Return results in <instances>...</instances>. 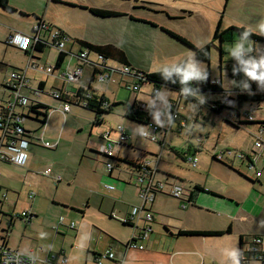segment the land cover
I'll use <instances>...</instances> for the list:
<instances>
[{
	"label": "rangeland",
	"instance_id": "374dc122",
	"mask_svg": "<svg viewBox=\"0 0 264 264\" xmlns=\"http://www.w3.org/2000/svg\"><path fill=\"white\" fill-rule=\"evenodd\" d=\"M58 2L60 3L50 2L47 6L41 4L38 9V15L42 16L43 14V19L48 22L47 25H50L53 31L54 29H61L70 38L65 40V49L68 52L71 48L72 51L65 56L61 69H66L76 61L74 54L79 50L80 46L72 37H78L96 43L111 42L124 47L136 60L134 69L145 72L167 69L181 60L186 61L187 70L189 67H194L201 75L204 74L208 67L210 76L212 78H219L220 76L223 90L225 93H230L229 91L232 89L234 83L228 75L227 67H235L237 61L241 60L240 56L253 53L254 67L261 72L255 79L256 86L264 90V44L240 37L235 31H232V33H230L231 31L228 32L225 36V41L220 44L223 51L220 69L218 41L211 47L210 60L206 63L196 61L192 50L169 34V32L178 34L193 45H199L196 47L206 44L212 39L224 0H71L70 2L60 0ZM89 8L111 10L117 12L118 15L104 18L94 16L89 12ZM224 9L221 28H227V26L244 27L264 36V0H229ZM33 21V17H24L20 15L19 11L9 12L0 8V83L6 81L7 75L13 68H23L28 61V58L21 51L4 44L8 30L30 31L29 25ZM46 35L48 36L49 33L43 30L41 38H46ZM58 52V49L53 46L44 48L40 53L41 59L39 62L54 66ZM108 65L118 70L122 68L120 63L112 59L108 61ZM27 71V75L31 81L30 85L35 86L39 81L44 82L43 93L36 95L28 91L27 94L30 99L35 98V100L42 102L50 108L48 111L46 140L52 141V135L57 136L60 128H62L60 135L64 138L63 150L66 149L65 147L68 146L69 142L73 141L79 143L87 140L91 145H102V133L110 128L122 126L124 131L130 136L128 141L123 144L131 142L134 148L129 149L130 157L135 155L140 156L141 154L139 153H144L145 157L149 158L158 156L160 168L171 170L175 174L182 175L187 179H192L198 175L196 173L199 172L200 168L209 167L211 168V175L220 176L222 179L228 176L229 173L223 170L220 164H210L211 155L228 149L239 152H243L241 150H244V152L251 154V149L254 148V141L256 137L260 136L256 123L240 125L237 131L225 126L223 119L224 111L219 114L208 112V102L218 98L219 95L199 93L197 100L200 101L198 104L200 106H194V104L187 103L183 99L178 105L180 119L188 122L189 132L187 130L178 132L173 126L172 131H168L165 138H163L162 132L159 134L160 138L164 140L163 145L149 141L139 135L142 128L141 125L123 116L126 104L131 103L134 97L137 96L139 102L145 105L147 110H151L150 121L162 124L166 110L165 101L177 99L178 94L175 91L162 87L159 94L153 96L151 94L153 86L149 83L141 84L138 92L130 91L126 84L137 82V79L129 75H122L119 72L112 73L111 79L107 82L94 81L90 84V94L93 92L96 97L104 94L109 103L115 102L109 113L101 115V125L92 127L94 112L82 105L72 104H70V112L65 115L66 121L64 124V116L60 108L61 101L59 102V100L54 99L50 95V90L54 86H60L61 84L59 71L52 74H45L33 69H28ZM88 75L89 72L87 70L84 71L82 75L84 81L88 80ZM250 80V73L248 72V68L245 67L241 78L242 86H249ZM68 85L69 88L76 89L75 83L70 82ZM92 100L94 99L91 96ZM261 105V108L254 109L251 112L256 120L264 118V102H261ZM246 107L247 105H245ZM23 125L29 127L31 130L38 126L36 122L28 119L23 122ZM42 131L44 129L39 132L37 131L38 133L35 134L38 135ZM262 137H264V134H262ZM111 138L113 140L116 139V135H112ZM190 143L196 145L199 149L196 155V167H192L182 158V154L188 149ZM114 148L116 154L120 155L124 154L126 150L123 145H115ZM47 151L53 152L51 149ZM64 158L65 156L62 155L53 158V161L56 163L51 162V166L55 164L58 168L64 169L65 164L66 174L72 173L77 163H72V160L71 164L67 159L66 162L69 164H66ZM106 161L103 156L92 153L90 149H87L85 157L82 159V166L88 169L89 172L86 173L90 177H93V173L95 172L97 175L104 174L109 179L108 171L105 168ZM111 162L114 165V169L110 179L113 180L117 179L118 167L115 166L116 162ZM237 167L243 169L247 166L237 163ZM45 168L51 171L49 165H46ZM84 168H81V171ZM58 175L63 176L62 173H58ZM49 176V174L41 176L37 173L36 176L34 175L36 178H33V182L35 180L40 181L41 186L44 187V178ZM217 182L219 183V180ZM0 184L3 186L2 192L5 191V188L8 189L6 197L2 196L3 193L0 195V201L2 202V205H0V236H3L5 231L2 229H5L8 225V216L10 214H19L26 205V202L30 201L27 197L29 193H36V197L37 190L31 188L32 184H29L22 174H18L14 165L2 162H0ZM101 187L102 189L104 188L102 183ZM68 192L72 194L71 191ZM61 193V191L58 192V194ZM243 195L251 201H254L256 198L251 190L243 191ZM199 197L209 199L207 196L201 195ZM262 197L264 199L263 193H261V204L263 202ZM55 199L56 195L54 191H51V188L45 189L42 202L46 213L49 210V206H54ZM3 213L6 215H3ZM198 213H201L198 216L201 221H207L215 217L212 214L206 213V211H199ZM161 214L166 218H178L176 212H173V214ZM60 217L63 221L66 218L64 215H59L57 222ZM166 218L164 219L166 220ZM72 221L75 222V220ZM72 221L69 220V223ZM187 221L189 222V219ZM57 222L54 226L57 225ZM28 240L29 238L24 233V223L15 218L8 232L9 244L14 248V246H19L21 241L27 242ZM258 263L257 261L251 262V264Z\"/></svg>",
	"mask_w": 264,
	"mask_h": 264
},
{
	"label": "crops",
	"instance_id": "0c3cea01",
	"mask_svg": "<svg viewBox=\"0 0 264 264\" xmlns=\"http://www.w3.org/2000/svg\"><path fill=\"white\" fill-rule=\"evenodd\" d=\"M58 1L60 0H9V6L13 9V11L10 12L19 11L20 15L24 17L34 18V21L29 25L30 31H21L24 33L29 32L28 34H31V30L35 26V22L37 21L35 17H41V22L48 24V22L43 19V14L42 16L38 15V9L40 5L45 4L47 6L50 2L60 3ZM64 1L70 2L71 0ZM227 2L225 6L223 4L224 7H226ZM224 11L225 9L223 10V13ZM13 31L8 30L7 37ZM7 37L4 39V44ZM72 38L82 39L78 37ZM43 39H47V35L46 38ZM82 40H86L95 44H106L96 43L87 39ZM112 44L123 49L126 53L130 65L135 67L134 65H136V60L132 57V55H130V53L124 47H121L120 45L115 43ZM7 46L13 47L12 45ZM194 46L199 45L195 44ZM13 48L16 49L15 47ZM46 48H50V46ZM82 49L85 48L79 47V50H77V52L74 54L76 57V61L66 68L68 69L76 65H80L82 68L80 79L73 82L76 84V89L73 90L69 88L68 84L70 82L63 84L61 79L60 86H54V88L52 89L63 88L69 94H71L81 88L84 93H87V95L83 93V97L84 95L88 96V98H91L92 96V99L97 101L98 98L101 95L104 96V94L96 97L93 92L90 94L89 88L92 82L97 81L95 79V76L97 74L96 70H98L99 67L97 65L80 63L79 59L77 58V53ZM18 51H21L23 55L28 58V61L32 59L39 62L41 59L40 53L43 50H39L37 48L33 49L32 47H30L27 51ZM71 51L72 49L70 48L68 50V53H71ZM89 57L90 59H94L95 55L92 53L91 55H89ZM27 62L23 68L20 67L13 69H23L27 74V70L31 69L27 67ZM61 66L58 69L54 70L53 73L59 71V74L60 72L65 70L61 69ZM111 69L115 70L114 68ZM86 70L89 72V78L88 80L86 79V81H84L82 75ZM255 70L257 69L255 68ZM94 71L96 72L93 74ZM110 73L111 79V75L114 72ZM40 82L43 81H39L35 86H32L30 85L31 81L29 78V87L24 90V93L28 96L27 92L31 91V89L39 87ZM43 91L39 90V93H43ZM0 92L1 109L6 99L7 91L0 89ZM159 92L160 90L157 94H159ZM30 100L37 101L35 100V98ZM105 101L109 102L106 97ZM134 101H139L137 96L134 97V100L131 103H133ZM173 101H178V105L181 102L180 100H178V98L175 100L168 99L167 101H165V105L167 102ZM84 102V98H80L77 102L78 104L72 105L83 106ZM60 103L62 106V102ZM248 107H253L254 110L257 108H261L262 105H247L246 108L245 106H243L239 110V115L236 116V118H239V120L241 121H248L243 117V111ZM68 112H70V108ZM68 112H62L64 116V124L66 121L65 115ZM47 119L44 127L42 128L44 129V131H42L38 135L35 133H38L42 129L38 130L37 128H35L31 130L29 127H25L23 125V127L28 130L32 134V136L31 138H29L25 163L23 164V166H14L18 174H22L24 176V179H27L28 183L32 184L31 188L37 190V195L35 197L36 193L34 194V192H31L33 193V197L30 198L29 195L27 196L30 201H27L26 205L22 209V211L29 210L31 213V217H29L28 219H23L19 216L22 211L19 214H10L8 216V225L7 227H5V229H2L6 232L3 234V236H1H6L5 241L7 246L12 248V246L8 242V232L10 231V227L16 218L24 223V233L27 235L29 240L27 242L21 241L19 243V246H14V248H18L24 253L32 254L38 260L37 264H96L97 259H100L101 264H233L230 253L232 251H236L239 257V252L247 249L249 243L251 242V239L255 236H259L262 238L261 246L264 250L263 197V202L261 204V193L264 194V149L261 150V148H264L263 146H254V148L251 149V154H248L244 152V150L239 149L243 151L240 153L245 154V157L243 159L228 158L226 156L223 157V160L226 161V164L231 168L210 159V164H220L222 166V169L229 173L228 176H225L222 179L220 178V176L218 177L214 174L211 175V168L209 167L200 168L199 172L196 173L198 175L194 176L192 179H187L182 175L175 174L171 170L160 168L159 161L157 159L158 156L149 158L145 157L144 153H139L141 154L140 156L135 155L133 157H130L129 149H134L131 142H129L128 144H120V146H125V153L120 155L116 154L115 152V156L113 157L114 159H107V157H104L107 161H116V159L118 158L133 161L138 159L143 160L147 162L150 167H156V169H158L159 172L154 174V180L164 181L165 173L177 177L181 180H174L176 183L170 179L164 181L166 183L165 187L161 192L155 193L152 202L146 205L145 210L151 212L153 215V219L151 222L145 221V210L141 211L140 215L137 218L130 220L132 207L141 205L139 193L142 189L143 184L138 182L136 173L131 172L128 169V165L120 163L119 166H116L118 167L116 177L117 179H110L113 175L112 171L114 169V165L110 171L106 169L108 171L109 179L106 178V175H97V173L95 172L93 173L94 176L90 177L86 173L89 172L88 169L82 166V159L83 157H85L87 149H90L92 153L101 155V153L99 152V147L101 145H91L87 140L79 143L73 141L71 143L69 142L68 146L65 147L66 149L63 150L62 148H64V138L60 135V131L62 130V128H60L57 136L52 135V141L46 140ZM25 120L27 119H23V122ZM180 120L185 121L184 119ZM253 121L258 120H256V118L254 117ZM185 123L187 126L186 130L187 132H189L190 130L188 129V122L185 121ZM224 124L231 130L235 131H237L240 127L239 126L237 128H234L225 121ZM141 126L142 128L140 130L147 127V125ZM48 127H50V125H48ZM259 128L260 127L258 126V129ZM172 129L170 131H172ZM174 129L180 132L178 128ZM167 132L168 131L162 132L163 138H165ZM104 133L101 134L102 145L106 143V139L103 137ZM127 135L129 136V134ZM259 135L261 136V134ZM160 140L161 141L159 142V144L163 145L164 140H162L161 138ZM45 141L49 142L51 147H45L43 145V142ZM127 141L128 140H126L125 142ZM50 149L53 152L47 151ZM198 150L199 149L196 145H192V143H190L188 149L185 152H195V155H197ZM184 153L182 154V158ZM133 154L135 153L133 152ZM60 155L65 156L64 159L66 164L71 163L72 160V163H77L72 173L66 174L65 164L64 169L58 168L57 166H55V164L51 166V162H54L53 158H57ZM67 159L69 160V163L66 162ZM2 163L11 164L7 162ZM237 163L239 165L247 167L243 169L241 167L238 168ZM250 163H252V166L250 165ZM46 165L50 166L51 171H49L48 168H45ZM196 165L194 167H196ZM81 168L84 169H82L81 171ZM215 170L218 172L217 169ZM45 171H47L46 174ZM257 171L260 172V175L258 176L256 175ZM37 173H39L41 176H47L48 174L50 175L49 177L44 178V187L41 186L40 181L35 180L33 182V178H36L34 177V175L36 176ZM58 173H62L63 178L59 176ZM217 180H219V183L217 182ZM101 183L103 184V189L101 187ZM177 183L180 185H178ZM173 184L181 187L183 192L186 194H189V192L193 190L192 202L187 204L185 201H183V199L172 196L171 191ZM108 185L112 186V188L109 189L107 187ZM195 186L203 188L204 191L195 190ZM2 187V184H0V195L3 193L2 195L5 194V196L3 197H6L8 189L5 188V191L2 192ZM48 188H51V191H54L56 199L54 201V206H49V210H47L48 212L46 213L43 209L42 198L44 197L45 189ZM246 190H251L252 193L255 194L256 198L254 201L248 200L244 197L243 191ZM59 191H61L62 193L58 194ZM68 191H71L72 194H69ZM201 195L207 196L209 197V199L205 197H199ZM0 205H2L1 201ZM58 211L64 213H59ZM199 211H206V213L212 214L215 217L214 219L201 221L198 218V216H200L201 214L198 213ZM173 212H176L178 218H166L161 214H173ZM3 215L6 214L3 213ZM59 215H64L66 217L64 218V221L62 220L63 222L59 220L57 222V217ZM164 218H166V220ZM187 219H189V222L187 221ZM69 220H75L74 227L71 229L69 226ZM56 222L57 225L54 226ZM145 223L149 224L151 231L148 237L143 241V248L138 249L128 247V242L136 237L139 229ZM228 227L230 228L229 233L223 234L221 236L178 234L179 231H223ZM240 237H242L243 239L242 243H240ZM105 250H110L113 253V258L101 257L102 253ZM63 259H65V262H63ZM251 262H248V264H251Z\"/></svg>",
	"mask_w": 264,
	"mask_h": 264
},
{
	"label": "built area",
	"instance_id": "2783aa9c",
	"mask_svg": "<svg viewBox=\"0 0 264 264\" xmlns=\"http://www.w3.org/2000/svg\"><path fill=\"white\" fill-rule=\"evenodd\" d=\"M33 34L29 35L27 33H23L20 31H14L8 35L5 40V44L12 45L18 50L27 51L30 47L33 49L35 45L40 42L41 32L48 31L49 35L47 36L46 43L54 46L60 52H66L65 49V36L60 34L58 30L54 31L44 22L36 23L33 27ZM89 52L87 49H82L77 53V58L80 63L97 65L99 67L95 79L99 82H105L110 79V72H119L122 75L131 74V69L127 65H122L121 69L112 70L108 65L109 59H101L100 56L93 53L95 55L94 59H90ZM27 67L43 72L45 74H51L54 71V67L51 65H46L39 63L30 59L27 62ZM82 73V68L80 65H76L74 67L63 70L59 73L60 79L62 83L75 82L80 79ZM29 82V78L26 74V71L23 69H13L7 75V79L5 82L0 83V89L7 91L6 99L3 103L2 108L0 109V161L11 163L16 166H23L26 160V150L29 144V138H31L32 134L23 127V114H25L27 107L31 104L30 98L24 93V90L27 89ZM127 88L130 90H139V84L131 83L126 84ZM31 92L34 94L39 93V88L36 87L31 89ZM158 90H153V95L157 94ZM51 95L56 99H61L63 95L69 99V97H73L74 93L69 94L63 88L54 89L51 91ZM88 97V96H86ZM177 102V103H176ZM87 102H85L86 105ZM228 104L236 109L234 104L230 101ZM107 105V104H106ZM105 103L104 106L106 107ZM69 102L67 100H63L61 110L63 113L69 111ZM253 107H248L243 111V117L248 121H253L254 117L252 116ZM235 115H239V110L237 113H233L232 111L226 112L223 115V118L227 121L234 122ZM173 126L175 128L181 130H186L187 126L185 121L180 120L179 112H178V101L167 102L166 110L164 112V119L162 124L160 123H149V125L140 130L139 135L149 141L152 142H160L159 134L163 131H170ZM264 130L263 128H259V134L261 136L256 137L254 141L255 147H261L264 145V137H262ZM116 135V139H112L110 136ZM106 139V143L99 147V152L103 155H106L108 158H113L115 156V145H120L128 140L129 136L125 133L122 126H117L113 129H108L103 135ZM45 147H51L50 143L45 141L43 142ZM213 155H216L218 159H222L223 157L228 158H239L243 159L245 157L244 153H240L237 151H233L228 149L226 151H219ZM183 159L185 162L190 164L191 166H195L197 164V157L195 152L189 153L185 152L183 155ZM146 165L148 163L146 162ZM252 166V163H250ZM105 166L107 170H111L113 168V163L110 161L105 162ZM149 166V165H148ZM150 167V166H149ZM151 173L146 172L145 174H136L138 182L142 183V189L139 193V197L141 199V205L132 207L130 220L137 218L140 215V212L145 210L147 204L152 202L154 194L157 192H161L165 187L166 183L164 181H156L154 180L153 171L156 167H150ZM47 173V171H45ZM256 175H260V172H256ZM171 195L176 198H184V192L181 187L177 185H172ZM109 189L112 186H107ZM2 196H5L2 195ZM29 197H33V193H29ZM183 206V205H182ZM144 218L145 221L151 222L153 219V215L151 212L145 210ZM20 217L23 219H28L31 217V213L29 210H23L20 214ZM59 221H62V218H59ZM70 228L74 227V222H70ZM151 228L148 223H145L140 229L136 237L130 240L127 244L130 248H143V241L148 237ZM262 238L259 236H255L251 239V242L247 248V250L255 253V257L258 262L264 264V250L261 246ZM101 257L113 258V253L110 250H105ZM65 262V259H63ZM38 260L32 254L24 253L18 248H10L7 246L6 241L2 239L0 236V264H37ZM96 264H101L100 259L96 260ZM248 264V262L243 263Z\"/></svg>",
	"mask_w": 264,
	"mask_h": 264
},
{
	"label": "trees",
	"instance_id": "16d2710c",
	"mask_svg": "<svg viewBox=\"0 0 264 264\" xmlns=\"http://www.w3.org/2000/svg\"><path fill=\"white\" fill-rule=\"evenodd\" d=\"M228 0L224 1V6ZM223 9L221 11V14L219 16V19L216 23V26L213 31L212 39L207 42L206 44L196 47L192 43H190L187 39L184 37L175 34L173 32H169V34L175 38L177 41L181 42L182 44L189 47L194 55V59L196 61L206 62L208 63L210 60L211 55V47L214 45L216 41L219 42V52H220V60H219V67L221 69V55L223 54L221 45L223 41H225V36L228 32L232 33V31L237 32L240 37H244L247 39H251L254 42H260L264 44V36H261L255 32H252L251 30L244 28V27H235V26H228L227 28H221V20L223 15ZM0 8L6 11H13V9L9 6V0H0ZM89 12L95 16L99 17H109V16H117L118 13L106 10V9H100V8H89ZM37 20V23H39L42 18L41 17H35ZM60 34L65 36V38H69L61 29H57ZM34 32V30L32 31ZM80 47L87 49L90 52H93L100 56L101 59H112L121 65H127L131 68V75L137 79V82L140 87L143 83H149L153 86V90H160V88H166L168 90H172L177 92L178 94V100H184L187 103H192L194 106H200L198 105L200 103L199 100H197V95L199 93H206V94H217L219 95L218 98H215L214 100L208 102V112L209 113H222V111L229 112L232 111L234 114L237 113V110H240L245 105H259L261 102H264V90L258 88L256 86V78L257 75H260L261 72L255 70L254 68V58L253 53H248L247 55L240 56L241 60H238L235 67L228 66V75L233 80V86L232 89L229 91L230 93H225V91L222 88L221 85V79L219 78H212L210 76L209 68L207 67L204 74H199L198 78H194L188 81H183V73L187 71L186 67V61L181 60L178 63H176L174 66L153 71V72H145L141 70L134 69L133 66L130 65L126 53L123 49H121L119 46H116L112 43H106V44H95L86 40L82 39H73ZM50 46L48 43H46L44 40H41L35 45V49L43 50L44 48ZM66 53L58 52L56 56V60L54 63V68L58 69L65 56ZM247 67L248 72L250 73V76L252 77L250 80V85L248 87H243L241 84V78L243 74V69ZM96 71L93 72V74ZM92 74V76H93ZM43 82H40L39 87H43ZM83 91L81 88H79L73 95V97H63L61 99L56 100H67L70 104H78V100L80 98H83ZM31 104L27 107L26 113L23 114L24 119H30L33 122H36L38 124L37 129L41 130L45 123L48 116L49 107L39 101L30 100ZM85 108L90 109L94 112V118L92 121V127L93 126H99L102 124V114H107L111 111L112 107L115 105V102L109 103L105 101V97L101 95L97 101L92 100L91 98L88 100ZM232 102L234 106L237 109H234L231 107L228 102ZM104 103L106 107L104 106ZM2 108V107H1ZM224 113V114H225ZM125 118L132 122H136L139 125H148L150 123V117H151V110H147L145 105L140 103L139 101H134L133 103L126 104V110L123 114ZM234 122L230 123L229 121L225 122L229 123L232 127L237 128L240 125L243 124H250V123H256L259 127L263 128L264 130V118L262 120L258 121H241L239 118H236L235 115ZM103 157H107L106 155L101 154ZM107 159H114V158H108ZM211 160L219 162L223 164L224 166H227L231 168L229 165H227L226 161L222 159H218L216 155H211ZM115 166H119L120 163H124L128 165V169L131 172H135L136 174H145L147 171L152 172L150 167L146 165V162L143 160H126V159H116ZM158 169H155L153 171V176L155 173H158ZM165 179L166 180H178L177 177H174L170 174L165 173ZM175 182V181H174ZM176 183V182H175ZM178 184V183H177ZM180 185V184H178ZM195 190L204 191L203 188H200L198 186L194 187ZM193 191V190H192ZM190 191L189 194L184 193L183 201H185L187 204L192 202V194L193 192ZM230 228H226L225 230H204V231H179V235H200V236H221L223 234L229 233ZM6 232V231H5ZM5 237H2V239L5 240ZM243 242L242 237H240V243ZM250 244V243H249ZM239 264H243L246 262L251 261H258L255 257V253L252 251H249L247 249L243 250L242 252H239Z\"/></svg>",
	"mask_w": 264,
	"mask_h": 264
},
{
	"label": "clouds",
	"instance_id": "9594fccd",
	"mask_svg": "<svg viewBox=\"0 0 264 264\" xmlns=\"http://www.w3.org/2000/svg\"><path fill=\"white\" fill-rule=\"evenodd\" d=\"M199 77V73L196 71V69L194 67H189V69L187 71H185L183 73V81H188L194 78H198ZM233 264H239V259L238 254L236 251H232L230 253Z\"/></svg>",
	"mask_w": 264,
	"mask_h": 264
},
{
	"label": "bare ground",
	"instance_id": "6f19581e",
	"mask_svg": "<svg viewBox=\"0 0 264 264\" xmlns=\"http://www.w3.org/2000/svg\"><path fill=\"white\" fill-rule=\"evenodd\" d=\"M42 21V20H41ZM37 23V21L35 22V24ZM49 27H50V25H48ZM51 28V27H50ZM55 30H57V29H55ZM33 28H32V30H31V35L33 34ZM14 32V31H13ZM21 32V31H20ZM48 32V31H47ZM24 33V32H23ZM28 34V33H27ZM30 35V34H29ZM42 39V38H41ZM68 38H66V40H67ZM42 40H44V41H48L47 39H42ZM50 45V44H49ZM50 46H52V45H50ZM54 47V46H53ZM60 52V51H59ZM62 53H68L67 52V50H66V52H62ZM91 53H93V52H91ZM54 67V66H53ZM131 69V68H130ZM54 70H56L55 68H54ZM132 73V72H131ZM129 76H131L132 78H133V76L131 75V74H129ZM134 83V82H133ZM136 83V82H135ZM138 84V83H137ZM39 88V90H42L43 91V87L42 88H40V87H38ZM139 89H140V85H139ZM52 90H54V89H52ZM52 90H50V95H51V91ZM134 91V90H133ZM136 91H139V90H136ZM75 93V92H74ZM84 94H86L87 95V93H84ZM86 95H84V101L85 102H89L88 100L90 99V98H88V97H86ZM152 95H153V91H152ZM52 96V95H51ZM53 97V96H52ZM54 98V97H53ZM54 99H56V98H54ZM60 101H62V100H60ZM85 102H84V105L83 106H86L87 105V103H86V105H85ZM63 103V102H62ZM69 107H70V103H69ZM151 123V122H150ZM149 125V124H148ZM147 125V126H148Z\"/></svg>",
	"mask_w": 264,
	"mask_h": 264
}]
</instances>
